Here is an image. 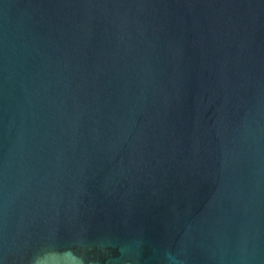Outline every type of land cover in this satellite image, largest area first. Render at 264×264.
<instances>
[{
    "label": "water",
    "instance_id": "95a60500",
    "mask_svg": "<svg viewBox=\"0 0 264 264\" xmlns=\"http://www.w3.org/2000/svg\"><path fill=\"white\" fill-rule=\"evenodd\" d=\"M0 264H264V0H0Z\"/></svg>",
    "mask_w": 264,
    "mask_h": 264
}]
</instances>
